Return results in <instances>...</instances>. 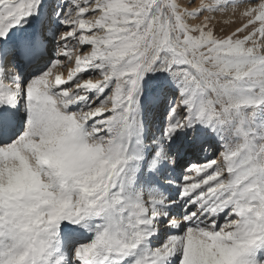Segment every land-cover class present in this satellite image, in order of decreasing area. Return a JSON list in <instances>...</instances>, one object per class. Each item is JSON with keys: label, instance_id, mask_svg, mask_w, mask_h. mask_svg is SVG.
<instances>
[{"label": "snow or ice", "instance_id": "obj_1", "mask_svg": "<svg viewBox=\"0 0 264 264\" xmlns=\"http://www.w3.org/2000/svg\"><path fill=\"white\" fill-rule=\"evenodd\" d=\"M0 264H264V0H0Z\"/></svg>", "mask_w": 264, "mask_h": 264}, {"label": "rangeland", "instance_id": "obj_2", "mask_svg": "<svg viewBox=\"0 0 264 264\" xmlns=\"http://www.w3.org/2000/svg\"><path fill=\"white\" fill-rule=\"evenodd\" d=\"M54 2V0H45V3H48V4H51V3H53ZM226 19V18H225ZM39 20H40V17L39 16H37V17H33L32 18V20H31V22H30V25L29 26H33V25H36V24H38V22H39ZM15 31V30H14ZM65 75H66V73H65ZM188 160H193V157L191 158V159H186L185 158V162H187Z\"/></svg>", "mask_w": 264, "mask_h": 264}, {"label": "bare ground", "instance_id": "obj_3", "mask_svg": "<svg viewBox=\"0 0 264 264\" xmlns=\"http://www.w3.org/2000/svg\"><path fill=\"white\" fill-rule=\"evenodd\" d=\"M187 158H188V159H191V158H192V156L186 157V159H187ZM193 159H195V157H193Z\"/></svg>", "mask_w": 264, "mask_h": 264}]
</instances>
